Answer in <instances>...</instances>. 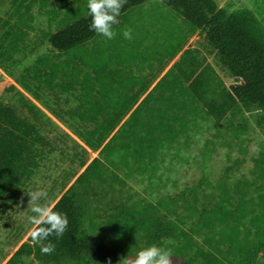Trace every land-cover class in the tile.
Masks as SVG:
<instances>
[{"label":"trees","instance_id":"trees-1","mask_svg":"<svg viewBox=\"0 0 264 264\" xmlns=\"http://www.w3.org/2000/svg\"><path fill=\"white\" fill-rule=\"evenodd\" d=\"M21 1L15 10H20ZM41 1L44 5L49 0ZM147 1L127 0L117 19L124 20L128 13ZM161 1L171 6L192 29L204 32L215 56L229 70L230 81L226 83L205 59H200L198 49L185 47L138 102L140 94L147 90V84L142 83L134 93L127 91L128 85L124 82V92L121 93L112 85L118 76L123 75L121 68L113 67L116 57L121 60L120 54L105 50L103 46H95L84 54L79 51V58L89 71L80 76V68L74 67V75L90 101L85 107L87 115L81 114L80 119L93 120L97 126L87 132H77V135L87 145L98 148L121 117L128 114L115 132L123 136L125 152L132 147L135 158L158 159L161 149L172 145L187 128V115L197 111L176 92L160 96L158 100L152 95L158 85H171L164 82V77L173 69L176 71L174 82L185 83L189 93L216 122L236 121L245 112L261 109L256 122L264 128V29L254 11L247 7L229 11L225 6H219L216 0ZM4 22L9 24L8 19ZM90 23L87 10L50 34L52 47L75 57V49L98 36L89 29ZM13 35L7 26L0 37L1 55L12 56L5 43L13 48L17 39L23 37L21 32ZM180 49L181 46L174 47L170 54L173 56ZM40 70L38 66L36 71L39 73ZM52 71H57V66L51 72H43L47 83ZM64 74L66 78L72 75L67 70ZM23 87L31 92L27 84ZM178 89L185 90L181 86ZM151 98L154 100L150 101ZM24 103L35 115L36 104L29 99ZM104 111H108L107 115H103ZM41 143L47 141L36 123L21 116L14 106L0 102V199L6 192L18 190L36 174L44 151ZM104 167L107 168L100 156H96L51 207L68 218L61 237L51 235L43 242L55 244L53 253L42 254L41 246L34 245L29 235L4 264H24L26 257L41 264H119L126 250L139 248L135 246L136 242L147 247L169 248L174 258H182L180 264H264V228L258 223L254 231L242 227L248 211L247 203L256 201L235 196L224 180L213 184L203 178L176 195L166 194L156 201L131 205L124 201L117 205L115 213L108 215L103 223L102 236L96 239L87 237L88 204L79 200L75 190L77 184H83L91 177H102ZM261 201L260 204L264 205ZM162 238H171L173 243L165 245Z\"/></svg>","mask_w":264,"mask_h":264},{"label":"rangeland","instance_id":"rangeland-1","mask_svg":"<svg viewBox=\"0 0 264 264\" xmlns=\"http://www.w3.org/2000/svg\"><path fill=\"white\" fill-rule=\"evenodd\" d=\"M20 1L0 0V37L7 26H10L12 37L13 34L23 33L22 39H17L18 43L13 48L7 45L8 42L5 43V48L9 49L12 56L0 54V102L14 106L21 116L36 123L39 132L47 141L40 146L44 149V154H49L46 157L42 155L41 162L46 160V164H53L50 165L53 171L47 173L44 170L42 175L50 177L56 188L60 179L65 184L71 178L80 157L85 156L82 152L88 150L86 142L77 132H87L96 127L95 122L80 119L81 114L84 117L87 115L85 107L90 101L86 99L74 75V67L80 68V76L89 71L81 62L79 51L84 54L95 46H103L105 50L120 54L121 60L116 57L113 67L123 71V75L118 76L119 80L126 84L131 80L136 83L128 87L129 93L138 89L142 83L150 87L154 79L165 74L185 47L198 49L200 59H205L226 83L230 81L229 70L215 56L204 32L192 29L171 6L161 0H149L139 5L124 20L118 19L119 22L113 25L116 32L114 39L109 40L98 35L75 49V57L52 47L49 36L86 12L87 0H49L44 5L41 0H22L20 10L17 11L15 7ZM216 1L219 6H225L229 11L244 7L252 9L264 29V0ZM5 19L9 20V24L4 22ZM128 28L132 30L131 40L123 37V30ZM177 46H181V49L172 56L171 49ZM38 66L41 67L39 73L36 71ZM56 66L57 71H52L47 78L50 82L47 83L43 72H51ZM63 68L72 74L69 75L70 78L65 77ZM174 78L175 69L164 77V82L171 85H158L153 89L152 95L158 100L160 96L176 92L191 107H196V113L187 115V128L172 145H165L161 149L156 160L150 161L148 157L134 158L128 154L127 162L117 157L113 158L115 164L108 161L103 174L106 182L103 185L101 182L95 183L94 193L101 194L102 187L103 192L108 190L106 184L111 180V175L115 174V169L118 177L122 179L118 183V194L122 196V203L126 201L129 205L156 201L166 194L176 195L203 178L213 184L224 180L235 196L256 201L247 203L248 211L243 217L242 227H250L254 231L258 223L264 228V205L260 204L261 200L264 201V128L256 122V115L261 109L245 112L236 121L233 119L218 123L205 113L199 101L189 93L185 83L177 81V85H172ZM23 84H27L31 92ZM117 84V81L113 82V86L124 90V87ZM179 86L185 90L180 91ZM145 92L140 94L138 102L142 100ZM27 99L38 108L35 115L25 106ZM153 100L154 98L150 99ZM50 113H55L56 117ZM141 165L146 167L140 168ZM38 171L41 173L42 170ZM91 195L92 192L88 194V201H91ZM94 204L95 199L86 208L89 209ZM88 215L85 220L86 235L96 239L103 235L104 222L89 225ZM3 218V212H0V226ZM1 229L2 227L0 233ZM5 241L0 234V256L5 248ZM135 246L139 248L130 247L123 253L120 261L127 257L131 262L141 249L147 248L144 243L136 242ZM6 256L7 254L0 257V264ZM172 259L173 264H180L182 261V258ZM24 264L41 263L26 257Z\"/></svg>","mask_w":264,"mask_h":264},{"label":"crops","instance_id":"crops-1","mask_svg":"<svg viewBox=\"0 0 264 264\" xmlns=\"http://www.w3.org/2000/svg\"><path fill=\"white\" fill-rule=\"evenodd\" d=\"M177 13V12H176ZM162 77V74L153 80L150 87H147V90L145 93L149 92L152 87L156 84V82ZM125 81L127 79H124ZM116 81L118 84H120L122 87H124L122 80H119V78H116ZM131 80L127 85V91L128 87L134 86L136 84L135 82H132ZM175 81V79H174ZM177 81V80H176ZM176 83V82H173ZM117 84V85H118ZM126 84V83H125ZM169 84V83H167ZM113 85V83H112ZM139 90L135 89L134 92H137ZM124 92V90H120L118 88V93ZM132 92V93H134ZM108 111H104L103 115H107ZM54 118L56 117L55 113H50ZM128 116V114H127ZM125 118L124 116L121 117L120 121L117 122L115 127L112 129L110 135L103 141L100 147H91L89 145H85L88 147L87 151H83L82 153L85 155L84 157H80L79 154V163L73 170L74 174L71 176V178L64 184L62 182V179L59 180L58 188H56L54 185V181L50 180V177L43 176L42 173H44V170L48 171L47 173H50V171H53L50 167V165L53 164H46V160L42 161L40 160V171L36 172L35 176L31 179H28L18 190H13L10 192H6L2 198L0 199V212H3L4 218L2 222V226H0L1 229V236L6 239L4 243L5 248L1 251V258L7 254V256L4 258L3 262L1 264H4L8 258L14 253V251L26 240H28V237L30 235V229L32 228V225L29 222V217L34 215L30 209H28V201L30 199V196L26 194L27 191L32 190H46L48 193V201H49V207H52L55 202L60 198V196L66 191V189L76 180V178L81 174L86 166L96 157L100 156L104 164H107L108 161L114 162L113 158L117 157L120 159H124L128 157V154L133 156V148L130 147L126 150L123 146V136L120 134H115L116 130L122 125ZM93 121V120H89ZM95 122V121H93ZM96 126H97V122ZM80 137V136H79ZM81 138V137H80ZM117 139V140H116ZM112 141H118L117 144H114ZM105 146V147H104ZM103 147V150L101 151V148ZM89 149L92 151H89ZM119 150H122V152H118ZM101 151V152H100ZM45 157L48 156V153L43 154ZM42 158V157H41ZM116 158V159H117ZM135 158V157H134ZM45 159V158H44ZM43 159V160H44ZM115 164V162H114ZM106 167H104V170L106 172ZM115 174L111 175V180L109 183L106 184V187L108 190L102 192L101 194L94 193L93 188L95 187V183L101 182L103 185L104 182H106V179L104 176L99 177H91L84 181L83 184H77L75 192L78 195L79 200H82L84 202L91 203L93 199H95L96 204H94L93 207L87 209V223L89 225H93L94 223L100 224L106 221L109 214L115 213L117 209L118 203H122V196L121 194H118V183L122 180L121 177H118V171L117 169L114 170ZM40 175L42 178H40ZM61 182V183H60ZM63 183V184H62ZM92 192V195L90 196L91 201H88V194ZM119 200V202H118ZM44 201L42 200L41 203ZM112 202V204H111ZM109 204V205H108ZM106 205V206H105ZM108 205V206H107ZM105 206V207H104ZM6 249V250H5Z\"/></svg>","mask_w":264,"mask_h":264},{"label":"clouds","instance_id":"clouds-1","mask_svg":"<svg viewBox=\"0 0 264 264\" xmlns=\"http://www.w3.org/2000/svg\"><path fill=\"white\" fill-rule=\"evenodd\" d=\"M127 0H87L88 14L91 17L89 29L106 39H114L116 32L113 25L117 24L118 17ZM125 39H132L130 28L123 30ZM30 199L28 209L34 214L30 216L29 222L30 239L33 244H39L42 254H51L55 251V244L43 243L49 236L61 237L68 225V218L65 214L54 211L49 207L48 193L46 190H29L26 192ZM44 201L41 203V201ZM165 245L172 244L171 238H162ZM171 249L157 245H151L141 249L136 256L129 261L123 258L119 264H173ZM111 264V262H109Z\"/></svg>","mask_w":264,"mask_h":264},{"label":"bare ground","instance_id":"bare-ground-1","mask_svg":"<svg viewBox=\"0 0 264 264\" xmlns=\"http://www.w3.org/2000/svg\"><path fill=\"white\" fill-rule=\"evenodd\" d=\"M3 1V0H2Z\"/></svg>","mask_w":264,"mask_h":264}]
</instances>
